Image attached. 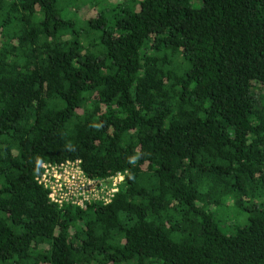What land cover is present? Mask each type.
<instances>
[{
    "label": "trees",
    "instance_id": "obj_1",
    "mask_svg": "<svg viewBox=\"0 0 264 264\" xmlns=\"http://www.w3.org/2000/svg\"><path fill=\"white\" fill-rule=\"evenodd\" d=\"M79 1L0 0V264H264V0Z\"/></svg>",
    "mask_w": 264,
    "mask_h": 264
},
{
    "label": "built area",
    "instance_id": "obj_2",
    "mask_svg": "<svg viewBox=\"0 0 264 264\" xmlns=\"http://www.w3.org/2000/svg\"><path fill=\"white\" fill-rule=\"evenodd\" d=\"M38 182L48 191L49 200L85 209L95 202L107 204L124 180V172L108 177L92 178L82 169L79 159L43 162Z\"/></svg>",
    "mask_w": 264,
    "mask_h": 264
},
{
    "label": "rangeland",
    "instance_id": "obj_3",
    "mask_svg": "<svg viewBox=\"0 0 264 264\" xmlns=\"http://www.w3.org/2000/svg\"><path fill=\"white\" fill-rule=\"evenodd\" d=\"M111 1V3H115V2H118L120 0H109ZM89 0H80L78 4L79 7L77 8V16L80 18V19H85V18H88V17H91L92 15H94L97 11V7H99L100 5H98L97 7H94L93 4H90L88 3ZM67 14L69 15H72L73 17L76 15V14H71L68 10L66 11ZM64 14H65V10H64ZM262 96L264 97V91L262 92ZM234 217H236V214L234 213L233 214Z\"/></svg>",
    "mask_w": 264,
    "mask_h": 264
}]
</instances>
